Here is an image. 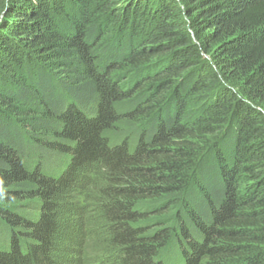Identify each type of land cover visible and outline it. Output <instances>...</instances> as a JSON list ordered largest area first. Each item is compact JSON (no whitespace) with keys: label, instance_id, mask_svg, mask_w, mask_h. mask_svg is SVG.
Here are the masks:
<instances>
[{"label":"trees","instance_id":"1","mask_svg":"<svg viewBox=\"0 0 264 264\" xmlns=\"http://www.w3.org/2000/svg\"><path fill=\"white\" fill-rule=\"evenodd\" d=\"M84 171L86 264H264V0H0V264Z\"/></svg>","mask_w":264,"mask_h":264},{"label":"rangeland","instance_id":"2","mask_svg":"<svg viewBox=\"0 0 264 264\" xmlns=\"http://www.w3.org/2000/svg\"><path fill=\"white\" fill-rule=\"evenodd\" d=\"M111 31L114 32V28ZM183 33L186 32L177 35ZM202 55L215 66L212 51L208 54L202 52ZM157 60L152 59L150 63L153 65ZM87 176L88 172L84 171L79 178L78 188L81 194L76 196L75 202L61 204L55 250L50 255L55 264H86L93 258L103 259L108 254L116 252L107 242H97L98 239H104L108 235L107 227L100 218L95 221L90 220V216H99L100 211L94 208L82 210L77 207V204H81L85 199L83 194L91 188Z\"/></svg>","mask_w":264,"mask_h":264}]
</instances>
